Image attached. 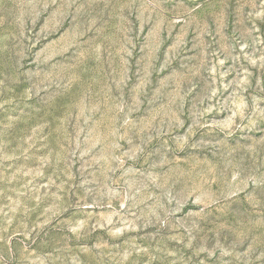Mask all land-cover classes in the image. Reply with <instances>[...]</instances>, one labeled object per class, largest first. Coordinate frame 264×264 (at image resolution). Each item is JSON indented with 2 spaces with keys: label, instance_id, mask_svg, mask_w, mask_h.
Returning a JSON list of instances; mask_svg holds the SVG:
<instances>
[{
  "label": "rangeland",
  "instance_id": "374dc122",
  "mask_svg": "<svg viewBox=\"0 0 264 264\" xmlns=\"http://www.w3.org/2000/svg\"><path fill=\"white\" fill-rule=\"evenodd\" d=\"M0 264H264V0H0Z\"/></svg>",
  "mask_w": 264,
  "mask_h": 264
}]
</instances>
